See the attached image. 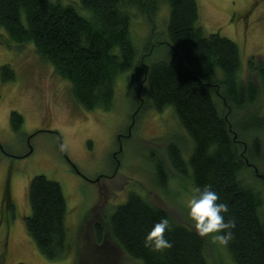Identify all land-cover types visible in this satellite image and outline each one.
Here are the masks:
<instances>
[{
	"label": "trees",
	"instance_id": "1",
	"mask_svg": "<svg viewBox=\"0 0 264 264\" xmlns=\"http://www.w3.org/2000/svg\"><path fill=\"white\" fill-rule=\"evenodd\" d=\"M161 1L168 7L166 44L176 55L174 63L143 65L130 36L131 11L152 15L156 0H0V28L7 35L6 45L32 44L37 55L70 84L74 100L89 111L110 107L119 74L132 67L142 71L143 103L156 111L172 107L192 143L186 159L178 146H168L172 168L187 176L194 189L210 186L220 198L218 203L227 204L224 218L234 220L236 226L225 247L235 264H264V199L258 187L241 178L251 165L249 159L259 154V142L254 140L247 156L245 134L261 129L264 119L234 118L233 114L254 104L260 89L264 90V59L249 58L252 75L244 83L238 46L217 33L203 34L197 24L196 0ZM9 72L7 66L0 67L2 81L12 78ZM10 127L14 132L22 127L16 111L10 112ZM156 171L164 184L162 166ZM253 171L264 180L254 167ZM27 196L30 212L24 227L28 236L45 258H65L70 244L61 186L35 175L28 182ZM5 209L12 210L6 199ZM162 218L172 225L165 232L172 247L153 252L143 246V238ZM102 220L93 226L96 240L101 242L107 233L142 264H213L192 227L176 223L168 211L137 193L131 192Z\"/></svg>",
	"mask_w": 264,
	"mask_h": 264
},
{
	"label": "rangeland",
	"instance_id": "2",
	"mask_svg": "<svg viewBox=\"0 0 264 264\" xmlns=\"http://www.w3.org/2000/svg\"><path fill=\"white\" fill-rule=\"evenodd\" d=\"M73 1L77 0H61ZM196 4L203 34L217 33L238 46L241 78L247 82L252 75L249 58L264 59V0H196ZM155 6L152 15L131 11L130 36L147 67L176 61L166 44L167 3L156 0ZM6 38L0 28V67L7 66L12 74L2 81L0 73V264H142L107 233L98 242L93 230L95 222L103 221L131 192L168 211L176 223L192 227L183 204L194 187L172 168L167 156L168 146L175 144L186 159L192 143L172 107L156 111L143 103L142 71L132 67L119 74L110 107L89 111L74 100L70 84L37 55L32 44L6 45ZM11 111L22 117L18 132L10 127ZM233 114L264 119V90L254 104ZM244 139L247 156L254 140L259 142V154L249 159L251 165L241 178L258 187L264 199V180L253 171L254 167L264 177V124ZM159 165L166 173L164 184L157 178ZM35 175L59 183L66 201L70 252L59 260L45 258L24 227L30 212L27 186ZM5 199L12 206L6 213L1 205ZM202 239L211 263L235 264L225 246L213 244L209 237Z\"/></svg>",
	"mask_w": 264,
	"mask_h": 264
},
{
	"label": "clouds",
	"instance_id": "3",
	"mask_svg": "<svg viewBox=\"0 0 264 264\" xmlns=\"http://www.w3.org/2000/svg\"><path fill=\"white\" fill-rule=\"evenodd\" d=\"M218 194L210 186L193 189L184 201L183 207L191 221L197 236L209 237L213 244L227 246L233 239L234 220H225L228 212L227 204L219 202ZM172 225L167 218L155 222L143 238V246L153 252H163L172 247V242L165 237Z\"/></svg>",
	"mask_w": 264,
	"mask_h": 264
},
{
	"label": "flooded vegetation",
	"instance_id": "4",
	"mask_svg": "<svg viewBox=\"0 0 264 264\" xmlns=\"http://www.w3.org/2000/svg\"><path fill=\"white\" fill-rule=\"evenodd\" d=\"M4 202V200H2V203ZM2 205V204H1Z\"/></svg>",
	"mask_w": 264,
	"mask_h": 264
},
{
	"label": "water",
	"instance_id": "5",
	"mask_svg": "<svg viewBox=\"0 0 264 264\" xmlns=\"http://www.w3.org/2000/svg\"><path fill=\"white\" fill-rule=\"evenodd\" d=\"M254 170L256 171V169L254 168Z\"/></svg>",
	"mask_w": 264,
	"mask_h": 264
}]
</instances>
